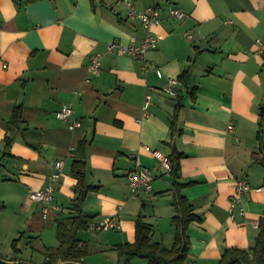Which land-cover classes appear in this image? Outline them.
<instances>
[{
  "label": "crops",
  "instance_id": "0c3cea01",
  "mask_svg": "<svg viewBox=\"0 0 264 264\" xmlns=\"http://www.w3.org/2000/svg\"><path fill=\"white\" fill-rule=\"evenodd\" d=\"M132 1L138 9L156 4L160 10L161 21L152 28L160 38L145 55L146 71L132 55L107 50L114 39L138 41L146 32L138 18L128 17L123 0H102L95 8L90 0H0L1 257L44 264L54 251L56 222L69 226L73 216L71 164L81 140L86 183L99 186L87 192L82 212L94 220L116 215L119 223L77 230L87 248L84 262L118 264L114 245L134 240L139 214L151 227V241L171 246L173 177L145 146L180 155L177 180L186 183L182 193L201 218L186 229L192 264L214 263L224 248L254 243L264 208V166L254 161L264 153L256 137L264 113V63L255 44L264 39V0ZM171 4L187 15L170 17ZM94 52L102 54L99 74L87 70ZM168 76L181 82L177 96L161 89ZM63 103L80 121L73 129L55 115ZM16 106L21 121L9 127ZM262 140L264 146V131ZM59 160L57 208L45 218L27 191L48 182ZM138 163L154 174L152 195L130 192L127 173ZM239 178L251 189L231 209ZM19 236L16 253L11 242ZM133 264L147 259L136 257Z\"/></svg>",
  "mask_w": 264,
  "mask_h": 264
},
{
  "label": "trees",
  "instance_id": "16d2710c",
  "mask_svg": "<svg viewBox=\"0 0 264 264\" xmlns=\"http://www.w3.org/2000/svg\"><path fill=\"white\" fill-rule=\"evenodd\" d=\"M31 0H24L28 2ZM102 0H90L91 6L95 8L96 3H101ZM186 71L180 75L182 81L186 80ZM179 100L176 102V109L179 106ZM261 121L259 122V129L257 131V141L259 143V151L264 147L263 145V131H264V113H260ZM21 121V106L14 107L9 127L17 126ZM11 144V137L6 136L5 147ZM85 141H79L74 150V158L71 164V173L76 178L75 187L77 195L73 199L72 209L73 216L69 226L65 223L56 222V237L58 245L54 251L47 253V258L44 264H50L61 260L83 261L87 254L85 245L80 244L76 237V232L80 228H86L88 223L94 219L85 215L82 212L81 203L86 194L90 190H95L99 186L87 184L85 180ZM5 154H7L5 152ZM171 170L169 171L173 177L171 186L172 191V207L174 214L171 217V224L174 227L173 242L170 247L164 246L158 241H151V227L143 220L139 214L135 220V237L131 242H123L114 245V249L118 255V264H127L131 258L140 257L147 259V264H192L188 258L189 256V238L186 233L188 224L193 220H200L192 204L186 199L182 193V187L186 184L177 180L180 171L179 158L180 155L170 154ZM254 161L264 166V153L262 157H255ZM264 186V177H263ZM4 208L0 205V212ZM258 233L255 237L254 243L248 248L240 247H226L222 251L220 257L216 262L211 264H264V208L261 218L257 222ZM20 236L13 239L11 246L14 252H18L19 248L16 244ZM1 257V256H0Z\"/></svg>",
  "mask_w": 264,
  "mask_h": 264
},
{
  "label": "built area",
  "instance_id": "2783aa9c",
  "mask_svg": "<svg viewBox=\"0 0 264 264\" xmlns=\"http://www.w3.org/2000/svg\"><path fill=\"white\" fill-rule=\"evenodd\" d=\"M127 7V15L130 18H138L146 30L144 36L136 41L134 37H130L127 43H121L114 39L107 43V50L115 53H127L132 55L141 66V69L148 70V66L145 60V55L148 50L155 48L160 38L159 35L153 31V26L158 25L161 21L160 10L156 4H151L143 9L136 8L132 0H123ZM168 14L170 17L175 19H183L187 14L176 5L168 6ZM186 37H192L191 33L186 31L184 33ZM255 44L257 51L261 56L262 62L264 63V39L256 38ZM102 54L100 52H94L91 55V59L87 64V70L92 74H99L100 72V59ZM154 72L158 77L163 76V72L159 67L154 68ZM181 87L179 78L168 76L167 82L161 89L170 96H177L178 88ZM149 95L146 94L144 98V104L142 106L145 111L148 104ZM143 111V112H144ZM56 117L69 121V128L73 129L75 126L80 125V121L73 116V107L71 104L63 103L59 109L55 112ZM228 128L231 129L232 125L229 124ZM145 149L150 151L152 155L157 159L159 168L163 171L171 170V160L168 154L162 152L159 149H153L145 146ZM62 161L55 162V170L49 175V180L42 187L29 188L27 196L30 200L42 204V215L47 217L48 213L52 209H56L57 206L54 203V183L60 176V168ZM154 174L148 167L141 166L139 163L135 168L131 169L127 173V181L130 192L132 195L144 191L152 195V181ZM251 186L245 178H239L236 180L234 194L231 199V209H234L237 203L240 201L241 195L250 190ZM238 211L242 213V208H238ZM233 216V214H231ZM87 227L92 231L107 230L110 228L119 227L118 217L116 215L107 216L101 220H92L88 223Z\"/></svg>",
  "mask_w": 264,
  "mask_h": 264
},
{
  "label": "water",
  "instance_id": "95a60500",
  "mask_svg": "<svg viewBox=\"0 0 264 264\" xmlns=\"http://www.w3.org/2000/svg\"><path fill=\"white\" fill-rule=\"evenodd\" d=\"M260 110L262 112H264V104L261 105L260 107ZM172 148H173V151L175 153H178V149H177V145H176V141L173 140L172 142ZM0 264H35L31 261H28V260H24V259H6V258H3V257H0ZM50 264H91V263H87V262H84V261H73V260H61V259H58L56 262L54 263H50ZM122 264V263H120Z\"/></svg>",
  "mask_w": 264,
  "mask_h": 264
},
{
  "label": "rangeland",
  "instance_id": "374dc122",
  "mask_svg": "<svg viewBox=\"0 0 264 264\" xmlns=\"http://www.w3.org/2000/svg\"><path fill=\"white\" fill-rule=\"evenodd\" d=\"M38 254H34V256L32 257V260L35 262V261H37L38 260ZM136 257H134V258H131L130 259V261L127 263V264H133V259H135Z\"/></svg>",
  "mask_w": 264,
  "mask_h": 264
}]
</instances>
